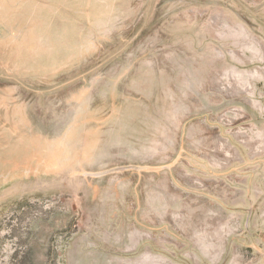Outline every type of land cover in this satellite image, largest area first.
<instances>
[{"label": "rangeland", "instance_id": "374dc122", "mask_svg": "<svg viewBox=\"0 0 264 264\" xmlns=\"http://www.w3.org/2000/svg\"><path fill=\"white\" fill-rule=\"evenodd\" d=\"M0 264H264V0H0Z\"/></svg>", "mask_w": 264, "mask_h": 264}, {"label": "crops", "instance_id": "0c3cea01", "mask_svg": "<svg viewBox=\"0 0 264 264\" xmlns=\"http://www.w3.org/2000/svg\"><path fill=\"white\" fill-rule=\"evenodd\" d=\"M179 162H136L131 165H124V164H117L116 162H92L93 167H97L100 164L105 165L107 168L100 169V170H92L91 172L87 173V177L91 179H99L103 178L105 176H111V175H117V174H123V173H133L135 179L138 180V183L142 181H149L150 184V190H140L137 192V195H134V198H136V201H134V207H138L140 205V201L142 198H148L150 200L154 201V212L157 214L158 212V199L159 198H172L173 197V191L167 190L164 192V194H161L158 192V184H159V178L164 179L165 183L168 185L174 186V170ZM194 164L196 162H193ZM198 165V164H197ZM231 165V162L229 163V166ZM234 165V164H233ZM232 165V166H233ZM214 174L218 175L220 177L221 172H215ZM143 193V194H142ZM164 195V196H163ZM199 196V195H198ZM214 204L220 208L219 203L217 201H214ZM214 205V206H215ZM246 213V220H245V230H248V216L252 214L251 210L249 208L244 209ZM152 228H150L151 230ZM152 251V248H151ZM153 252V251H152Z\"/></svg>", "mask_w": 264, "mask_h": 264}]
</instances>
